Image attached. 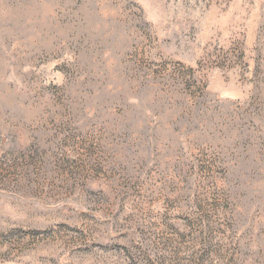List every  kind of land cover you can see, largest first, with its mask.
Wrapping results in <instances>:
<instances>
[{
    "label": "rangeland",
    "instance_id": "1",
    "mask_svg": "<svg viewBox=\"0 0 264 264\" xmlns=\"http://www.w3.org/2000/svg\"><path fill=\"white\" fill-rule=\"evenodd\" d=\"M0 264H264V0H0Z\"/></svg>",
    "mask_w": 264,
    "mask_h": 264
}]
</instances>
